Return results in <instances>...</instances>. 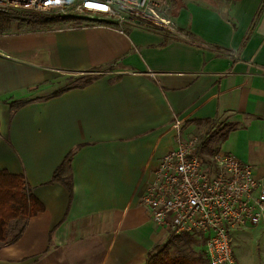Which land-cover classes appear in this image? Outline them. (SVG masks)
<instances>
[{
    "label": "crops",
    "instance_id": "obj_1",
    "mask_svg": "<svg viewBox=\"0 0 264 264\" xmlns=\"http://www.w3.org/2000/svg\"><path fill=\"white\" fill-rule=\"evenodd\" d=\"M166 2L179 36L97 19L0 34V171L45 209L9 224L0 264H146L173 236L142 198L179 137L234 126L211 146L264 175V0Z\"/></svg>",
    "mask_w": 264,
    "mask_h": 264
},
{
    "label": "built area",
    "instance_id": "obj_2",
    "mask_svg": "<svg viewBox=\"0 0 264 264\" xmlns=\"http://www.w3.org/2000/svg\"><path fill=\"white\" fill-rule=\"evenodd\" d=\"M166 8V0H0V13L97 19L121 35L138 26L179 36ZM175 126L180 132L181 122ZM201 146L199 136L179 137L161 159L142 205L173 237L204 239L208 264H236L231 233L264 223V175L231 153L205 157Z\"/></svg>",
    "mask_w": 264,
    "mask_h": 264
},
{
    "label": "trees",
    "instance_id": "obj_3",
    "mask_svg": "<svg viewBox=\"0 0 264 264\" xmlns=\"http://www.w3.org/2000/svg\"><path fill=\"white\" fill-rule=\"evenodd\" d=\"M264 7V2L262 4L261 10ZM260 10V11H261ZM82 20L79 18H67L59 16H46L38 15L33 13H0V34L9 33L11 31L12 25L15 23L18 25L20 31H46L62 26H72L80 27L82 25ZM78 85L84 86L92 82L91 77H80L78 80ZM69 88L62 89L55 94H62ZM14 108L17 105H13ZM234 129V126H230L228 130L214 132L209 135V137H203L201 152L209 151L212 143H216L218 140L223 141L226 139V134L228 131ZM217 149L209 151L208 155L204 154L205 157H210ZM71 154L66 158L63 166L68 163L71 159ZM63 166L60 167L54 174L53 181L61 182L66 186L70 192L72 198L73 187L71 177L63 178L61 177V172L63 171ZM45 209L43 205L38 201V199L33 194L32 188L26 182L24 176L12 175L7 171H0V243H7V236L10 231H7L9 224L12 221L18 219H31L37 216L39 213L43 212ZM20 234V233H19ZM19 234L16 236L19 237ZM174 239L172 237L166 244L157 245L146 261V264H191L186 256L172 257L171 256V241ZM178 239V238H175ZM186 244H193L194 238L190 236L181 237ZM16 239L13 240V242ZM204 242V239H201Z\"/></svg>",
    "mask_w": 264,
    "mask_h": 264
},
{
    "label": "rangeland",
    "instance_id": "obj_4",
    "mask_svg": "<svg viewBox=\"0 0 264 264\" xmlns=\"http://www.w3.org/2000/svg\"><path fill=\"white\" fill-rule=\"evenodd\" d=\"M171 10L172 9L170 7L166 8L165 15L169 17L173 16ZM79 19H88L87 21L94 22L89 18ZM12 28L13 31H18L17 24L14 23L12 25ZM77 83L78 82L71 81L68 79L64 82V84H62V87L77 85ZM214 148L215 144H213L209 148V151H214ZM209 151L204 150L203 154L208 155V153H210ZM231 236L233 241L236 264H264V223H261L258 226L234 229V231L231 233ZM175 238L176 237H174V239H172L171 241V255L173 257L186 256L187 258L193 260L195 264H208L203 258L202 245L204 246V242L203 240H201L200 237H197L195 242L191 245L186 244L185 241L182 239ZM246 247H250L249 253L245 252ZM247 254L249 257L247 256Z\"/></svg>",
    "mask_w": 264,
    "mask_h": 264
}]
</instances>
